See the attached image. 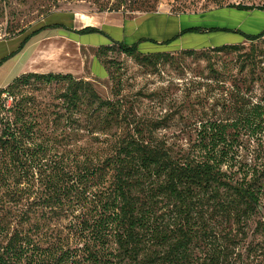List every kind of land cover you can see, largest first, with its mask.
<instances>
[{
  "label": "trees",
  "instance_id": "16d2710c",
  "mask_svg": "<svg viewBox=\"0 0 264 264\" xmlns=\"http://www.w3.org/2000/svg\"><path fill=\"white\" fill-rule=\"evenodd\" d=\"M220 9L264 12L247 5ZM48 29L68 30L53 24L20 32L18 48L0 66ZM206 30L184 33L264 40V30ZM73 33L103 35L94 27ZM109 41L95 55L107 77L103 59L115 49L154 65L172 53H142L137 44ZM30 81L65 89L52 104L16 95ZM238 91L229 98L232 118L204 120L195 110L182 136L166 137L164 119L139 117L118 94L103 100L84 80L52 73L14 77L0 88V264H262L264 223L251 226L264 202V163L248 165L240 152L250 144L240 139L251 130L249 140L264 149V105ZM255 233L261 241L248 242Z\"/></svg>",
  "mask_w": 264,
  "mask_h": 264
},
{
  "label": "rangeland",
  "instance_id": "374dc122",
  "mask_svg": "<svg viewBox=\"0 0 264 264\" xmlns=\"http://www.w3.org/2000/svg\"><path fill=\"white\" fill-rule=\"evenodd\" d=\"M228 5L258 8L264 7V0H0V59L18 48L22 39L19 38L20 32L26 31L25 35H28L40 25L53 24L80 29L88 25L80 24L82 17L90 18L93 23L99 21L100 25L157 13L185 14L199 16L205 26L215 23L216 27L238 28V31L250 35L264 30V12L216 10ZM45 41L38 44L28 65L21 71H15L19 65L17 62L10 68L8 62L2 64L4 67L1 65L0 88L7 83H3L5 71L9 80L26 73L68 74L90 83L103 100H112L118 94L125 105L132 107L143 119H164L168 128L162 130L161 135L166 137L182 136L180 131L195 120L199 111L204 120L211 116L221 121L232 118L233 107L228 106L229 98L235 97L238 90L252 104L264 105V40L253 44L244 42L237 51H205L193 55L172 52L157 65L145 58H128L115 49L103 59L109 72L105 79L97 77L95 69L94 73L91 71L92 57L97 50L61 40ZM27 51L32 53L28 46ZM64 89L63 84L44 85L30 81L28 86L15 90V93L52 104L58 103L57 98ZM251 132L241 135L243 146L250 144V148L242 150L240 157L248 165L264 163V149H256V143L249 140ZM257 154L260 155L258 159ZM257 221L264 223V202L251 229ZM260 241L258 233L248 239L253 244Z\"/></svg>",
  "mask_w": 264,
  "mask_h": 264
},
{
  "label": "crops",
  "instance_id": "0c3cea01",
  "mask_svg": "<svg viewBox=\"0 0 264 264\" xmlns=\"http://www.w3.org/2000/svg\"><path fill=\"white\" fill-rule=\"evenodd\" d=\"M89 20L91 21L90 18ZM90 23L93 22L91 21ZM98 23L88 24L86 27L97 28L103 32V35L74 34L73 31L82 29H77L74 26H72V29L68 30H45L38 34L39 36L37 35L38 38L35 41H33L34 37L31 38L19 53L11 57L10 60H7L6 62H8L9 68L11 64L13 65L17 62L19 65H17L15 71H17V69L18 72L21 71L28 65L29 59L32 57V54L33 52H35L38 44L44 42L45 40V42H53L55 40L66 41L68 43L71 42L82 48L94 49L96 51L99 47L110 44V38L127 46L137 44L138 50L142 53L177 52L188 49L200 50L228 45H241L245 42L242 37L235 35V33H232V35H230L231 33L229 32L184 33V31L190 28H201L205 31H207L206 29L209 28L231 29L220 27L221 25H219V27H216L215 23L209 24L214 26H209L208 24V26H205V23L201 21L199 16L169 15L167 13H157L144 15L132 20H123L119 23L118 21H116L114 24L101 23L100 25H98ZM80 24L82 23L80 22ZM83 26H85V24H83ZM237 29L238 28H232V30L234 31ZM27 46L32 50V53L30 51H27ZM28 54H30V56ZM92 58V73H94L93 71L95 69L98 73L96 76L105 79L107 77L106 72L101 67V65H99L94 55ZM2 67H4V65H2ZM5 75L6 77L8 76L6 71ZM6 77V80H4L3 82L5 83L7 81L5 85H7L14 78L12 77L9 80V77Z\"/></svg>",
  "mask_w": 264,
  "mask_h": 264
},
{
  "label": "bare ground",
  "instance_id": "6f19581e",
  "mask_svg": "<svg viewBox=\"0 0 264 264\" xmlns=\"http://www.w3.org/2000/svg\"><path fill=\"white\" fill-rule=\"evenodd\" d=\"M80 20V22L82 23V24H85V25H87V24H90V20H89V18L88 17H82L81 19H79Z\"/></svg>",
  "mask_w": 264,
  "mask_h": 264
}]
</instances>
